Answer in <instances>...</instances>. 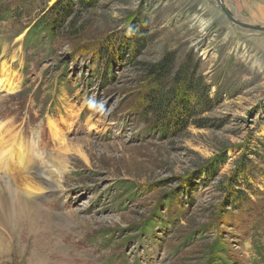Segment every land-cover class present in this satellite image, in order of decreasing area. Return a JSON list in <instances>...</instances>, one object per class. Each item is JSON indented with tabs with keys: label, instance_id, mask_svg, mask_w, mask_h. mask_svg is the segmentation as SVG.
Returning <instances> with one entry per match:
<instances>
[{
	"label": "rangeland",
	"instance_id": "obj_1",
	"mask_svg": "<svg viewBox=\"0 0 264 264\" xmlns=\"http://www.w3.org/2000/svg\"><path fill=\"white\" fill-rule=\"evenodd\" d=\"M72 1L56 21L70 0H0V137L62 182L11 215L0 264H264V32L216 0ZM222 2L264 28V0ZM166 58L194 109L160 125L148 69ZM14 169L22 192L33 171Z\"/></svg>",
	"mask_w": 264,
	"mask_h": 264
},
{
	"label": "bare ground",
	"instance_id": "obj_2",
	"mask_svg": "<svg viewBox=\"0 0 264 264\" xmlns=\"http://www.w3.org/2000/svg\"><path fill=\"white\" fill-rule=\"evenodd\" d=\"M2 69L6 70L5 67ZM4 72L6 75L7 72ZM13 85L14 83L11 80L0 78V92L7 90L11 91L13 89ZM0 136H2L1 133ZM60 140H62V138ZM81 143V140H77L76 144L72 141L68 143L66 142L64 143L63 148L66 153L70 151L76 152L79 150ZM29 155L30 151H28V147L24 145L23 142L18 146L13 147L9 145V142H6L5 137H0V172H3L10 178V180L0 178V186H2V190H0V222H2V224L5 226V230L7 231L9 239L6 241V239L1 238L2 236H0V257L12 256L11 253L13 252L14 248L13 241L15 240V237L17 240L18 235L21 233L20 226L13 220V217L11 216L12 214L17 213L16 209H22L21 211L24 212V210L30 211V207H35V204L31 203L29 199L33 194H35V192H39V189H41L40 191L61 189L62 182L59 179L56 181L51 180V178L54 177H52L49 173H44L43 168H41L42 166L37 165L36 162L33 163V160L29 157ZM63 164V162H60V165ZM16 165H18V168H21L20 170L25 169L27 171L28 169V171H33L32 175L34 176L28 183H26L25 186H23L24 188L22 192L25 196L22 194L21 190L18 191L17 184L15 181H13V179L18 174V171H15L14 169ZM6 188L9 190V193L5 191ZM12 202H16V206L12 205ZM34 211L37 212L36 209ZM30 222V226L34 229L37 224L34 221ZM0 233L2 232L0 231ZM15 243L16 246L19 247V244H17L18 241Z\"/></svg>",
	"mask_w": 264,
	"mask_h": 264
},
{
	"label": "trees",
	"instance_id": "obj_3",
	"mask_svg": "<svg viewBox=\"0 0 264 264\" xmlns=\"http://www.w3.org/2000/svg\"><path fill=\"white\" fill-rule=\"evenodd\" d=\"M84 2L85 0H82V3ZM72 4V0H70V3L68 4H60L57 9L60 10V12H57L56 15H54L56 21L63 15L62 11L66 12V15L71 13L70 7ZM47 25H50L51 27L52 24L47 20L46 23H44V26ZM148 73L153 78L154 82L159 84L158 87L152 90L147 96L149 104L148 112L154 116L156 121H159L160 125H163L173 118L172 115H177L178 113H180V115H187L190 111H193L194 107L190 101L189 94L192 93L195 84L190 70L187 67H182L175 72L171 63L166 58L149 68ZM170 78L173 79L174 86L164 88L160 85L164 80ZM236 202L239 205L242 204L243 198L238 195Z\"/></svg>",
	"mask_w": 264,
	"mask_h": 264
},
{
	"label": "water",
	"instance_id": "obj_4",
	"mask_svg": "<svg viewBox=\"0 0 264 264\" xmlns=\"http://www.w3.org/2000/svg\"><path fill=\"white\" fill-rule=\"evenodd\" d=\"M217 3L220 5L222 12L224 13V15L227 17L228 20H230L231 22H233L234 24L245 28V29H249V30H253V31H258V32H264V28L261 27H255V26H251V25H247L244 24L240 21H238L228 10L227 8L223 5L222 0H216Z\"/></svg>",
	"mask_w": 264,
	"mask_h": 264
}]
</instances>
